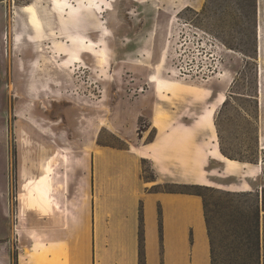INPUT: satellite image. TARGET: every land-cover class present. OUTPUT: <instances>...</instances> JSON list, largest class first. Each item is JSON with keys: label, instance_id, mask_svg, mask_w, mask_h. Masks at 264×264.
<instances>
[{"label": "rangeland", "instance_id": "1", "mask_svg": "<svg viewBox=\"0 0 264 264\" xmlns=\"http://www.w3.org/2000/svg\"><path fill=\"white\" fill-rule=\"evenodd\" d=\"M72 140L151 143L161 160L142 158L146 185L216 201V264L250 262L264 185V0H0V264H18V237L31 231L17 211L18 192L21 204L28 196L20 168L38 174Z\"/></svg>", "mask_w": 264, "mask_h": 264}, {"label": "crops", "instance_id": "2", "mask_svg": "<svg viewBox=\"0 0 264 264\" xmlns=\"http://www.w3.org/2000/svg\"><path fill=\"white\" fill-rule=\"evenodd\" d=\"M150 144L72 140L38 174L21 167L28 196L21 204L18 192L17 211L31 231L18 237L27 238L18 264H211L199 195L152 190L141 176L146 153L161 160Z\"/></svg>", "mask_w": 264, "mask_h": 264}, {"label": "trees", "instance_id": "3", "mask_svg": "<svg viewBox=\"0 0 264 264\" xmlns=\"http://www.w3.org/2000/svg\"><path fill=\"white\" fill-rule=\"evenodd\" d=\"M185 193L199 195L202 198L204 214H205V221H206V225H207V232H208L209 241H210L211 264H216V254H215V250L213 247V241H212L211 232H210V228H209L208 220H207L208 206L212 203H215L216 201L207 198L204 193H201L197 190H195L194 192H185ZM250 193L251 192L236 193L235 196L247 197L248 195H250ZM258 194H259V204L256 207L257 214H256V217H254V219H253L254 227L251 230V234L256 238V242H254V255L252 256L251 261L246 263V264H264V261L260 260V251H259L260 247H259V241H258V236H259L258 225H259V220H260V214H259L260 210L263 211V218H264V185L261 187ZM229 201L230 200L228 199V200H225L224 202H229ZM141 254H142V251H141Z\"/></svg>", "mask_w": 264, "mask_h": 264}, {"label": "bare ground", "instance_id": "4", "mask_svg": "<svg viewBox=\"0 0 264 264\" xmlns=\"http://www.w3.org/2000/svg\"><path fill=\"white\" fill-rule=\"evenodd\" d=\"M66 6H68V7L70 6V7H71V6H72V4L68 2V3L66 4ZM60 155L63 157V159H66V157L64 156V153H63V154H62V153H60ZM40 189H41V188H40ZM20 222H21V225L25 226L26 222H25V219H24V217H21V220H20Z\"/></svg>", "mask_w": 264, "mask_h": 264}]
</instances>
